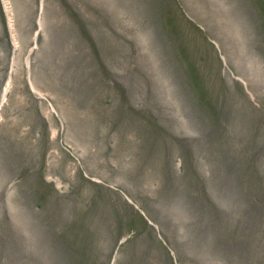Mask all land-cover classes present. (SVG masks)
<instances>
[{
  "label": "rangeland",
  "instance_id": "obj_1",
  "mask_svg": "<svg viewBox=\"0 0 264 264\" xmlns=\"http://www.w3.org/2000/svg\"><path fill=\"white\" fill-rule=\"evenodd\" d=\"M0 264H264V0H0Z\"/></svg>",
  "mask_w": 264,
  "mask_h": 264
},
{
  "label": "bare ground",
  "instance_id": "obj_2",
  "mask_svg": "<svg viewBox=\"0 0 264 264\" xmlns=\"http://www.w3.org/2000/svg\"><path fill=\"white\" fill-rule=\"evenodd\" d=\"M6 96V95H5ZM5 100V99H4Z\"/></svg>",
  "mask_w": 264,
  "mask_h": 264
}]
</instances>
